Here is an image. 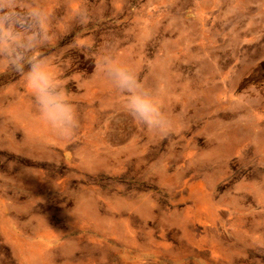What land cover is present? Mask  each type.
<instances>
[{"label":"rangeland","instance_id":"1","mask_svg":"<svg viewBox=\"0 0 264 264\" xmlns=\"http://www.w3.org/2000/svg\"><path fill=\"white\" fill-rule=\"evenodd\" d=\"M31 2L79 127L57 139L0 64V264H264V0ZM102 54L167 134L123 112Z\"/></svg>","mask_w":264,"mask_h":264},{"label":"clouds","instance_id":"2","mask_svg":"<svg viewBox=\"0 0 264 264\" xmlns=\"http://www.w3.org/2000/svg\"><path fill=\"white\" fill-rule=\"evenodd\" d=\"M49 12L31 0H0V64L23 77L39 118L57 138L74 137L79 127L76 104L63 87L59 70L40 50L48 45ZM99 70L123 97V112L149 131L167 134L172 121L136 70L102 54Z\"/></svg>","mask_w":264,"mask_h":264}]
</instances>
